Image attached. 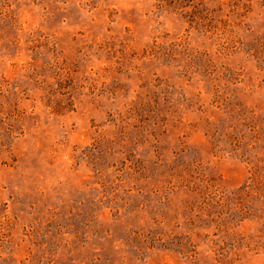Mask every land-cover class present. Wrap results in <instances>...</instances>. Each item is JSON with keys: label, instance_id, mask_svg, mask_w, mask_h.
<instances>
[{"label": "rangeland", "instance_id": "374dc122", "mask_svg": "<svg viewBox=\"0 0 264 264\" xmlns=\"http://www.w3.org/2000/svg\"><path fill=\"white\" fill-rule=\"evenodd\" d=\"M0 264H264V0H0Z\"/></svg>", "mask_w": 264, "mask_h": 264}]
</instances>
